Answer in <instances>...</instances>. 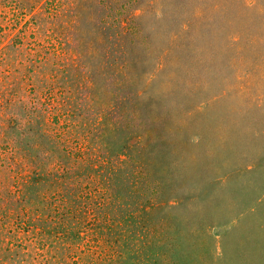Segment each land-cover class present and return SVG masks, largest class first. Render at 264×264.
<instances>
[{"label": "rangeland", "instance_id": "374dc122", "mask_svg": "<svg viewBox=\"0 0 264 264\" xmlns=\"http://www.w3.org/2000/svg\"><path fill=\"white\" fill-rule=\"evenodd\" d=\"M0 264H264V0H0Z\"/></svg>", "mask_w": 264, "mask_h": 264}]
</instances>
